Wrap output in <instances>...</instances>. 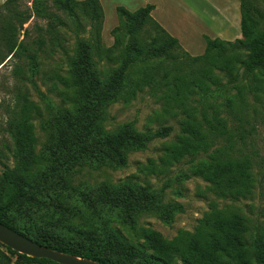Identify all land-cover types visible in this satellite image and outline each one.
Segmentation results:
<instances>
[{
    "label": "trees",
    "instance_id": "1",
    "mask_svg": "<svg viewBox=\"0 0 264 264\" xmlns=\"http://www.w3.org/2000/svg\"><path fill=\"white\" fill-rule=\"evenodd\" d=\"M19 1L8 0L1 7L7 13L0 19V47L7 51L3 61L26 59L33 80L40 70L39 55L44 53L46 43L43 39L28 42V31L24 40L19 41L20 31L32 19V15L18 12ZM263 3L264 0H240L241 40L225 42L205 37L203 56L194 58L184 52L194 64L202 62L203 67L197 73L170 77L166 71L158 81L157 73L160 75L164 64L177 61L172 51L182 47L152 18L154 6L135 12L118 7L119 25L112 32L114 45L107 48L101 38L105 14L99 0H32L36 17L54 22L46 31L52 51L64 48L70 25L52 9L67 16V21L76 28V35L91 25L95 36L76 40L74 54L69 57V77L61 78L70 93L69 107H55L41 94L49 109L47 125L56 131L57 137L56 148L49 150V155L38 152L34 120L41 117L40 108L27 94L18 95L6 125L13 144L14 167L6 169L0 187V224L44 248L98 264H264V237H250L247 219L232 206L221 209L212 203L194 233L181 231L167 240L159 232L138 225V217L146 213L157 214L170 224L174 215L182 211L180 205L162 204L164 190L157 192L148 183L128 180L121 185L106 186L103 193H86L73 184L72 178L83 162L119 164L120 159V166L126 167L129 153L144 152L154 141L171 136V127L142 133L134 123L112 131L102 124L110 105L122 99L130 104L145 87L154 84L168 87L166 98L182 102L193 85L210 89L208 81L219 82L212 74L214 69L222 71L230 82L247 76L261 84ZM33 45L38 46V52L32 50ZM119 48L122 51L117 55L115 51ZM98 61H120V66L104 72L99 70ZM205 125L188 115L181 122L177 139L164 146L160 166L151 161L145 171L163 174L191 158L193 177L207 183L208 192L216 198L230 203L251 198L256 183L252 158L228 152L234 150V136L227 131L223 119L206 118ZM225 138L228 150L217 149L212 153L213 147ZM187 178L190 177L185 176L184 180ZM77 200L91 209L101 207L108 212L125 213L127 217L119 228L108 233L72 227L70 222L60 219V212L66 202ZM113 242L123 250L130 247L129 251L114 254L110 249ZM12 257L25 264H57L18 254L0 244V264H13Z\"/></svg>",
    "mask_w": 264,
    "mask_h": 264
},
{
    "label": "rangeland",
    "instance_id": "2",
    "mask_svg": "<svg viewBox=\"0 0 264 264\" xmlns=\"http://www.w3.org/2000/svg\"><path fill=\"white\" fill-rule=\"evenodd\" d=\"M196 1L184 0L185 5L192 4L193 7L201 4ZM3 5L4 3H0V19L7 13V9L1 8ZM16 5L18 12L32 15V19L20 31L19 41L24 40V34L28 31V42L34 43L43 39L46 46L43 49L44 53L39 55L41 66L33 80H30L31 74L26 59L21 61L14 58L3 61L7 57V51L0 47V151L2 152V156H0V187L3 184L6 169L14 167L13 144L6 133V125L18 95L20 93L27 94L29 99L40 108L41 117L34 120L38 152L49 155V150L56 148L57 137L56 131L47 125L49 109L41 94L45 95L55 107H69L70 93L66 85L61 82V78L69 77V57L74 54L76 40L79 38L90 40L95 36L91 25H86L85 30L81 29V32L76 35V28L69 19L67 21V16L52 9L61 19L70 24L66 29L68 31L65 30L67 43L64 44V48L52 51L49 43L50 37L46 33L49 25L54 23L52 19L37 18L32 10V0H20ZM262 6L264 8V3ZM111 8L106 4L105 21L101 34L102 42L107 48L114 45L115 40L112 32L119 25L116 13L118 7ZM183 13L185 16V11ZM183 13L176 12L173 20L175 27L180 30L179 32L184 34L183 36H187L184 37V40L191 42L180 44L182 50L174 49L172 51V55H176L177 61L171 64L172 60H170L164 64L160 75L157 73L158 81L162 77L161 73L166 71L170 72V77H176V75L197 73L203 67L202 62L194 64L192 59L184 54L185 52L194 58L201 57L205 54L206 44L202 46V44L196 43L197 38L187 21H185L187 30L185 29L184 22L179 18ZM82 21L87 24L83 19ZM32 50L38 52L39 48L37 45H33ZM121 51L122 48H119L115 52L120 55ZM119 66L120 61L99 62V70L104 72L113 71ZM212 74L219 78L218 83L214 84L208 81L210 89L193 85L191 92L186 98H183L182 102L176 98L167 99L166 90L168 87L154 84L145 87L130 104H126L122 99L118 103L110 105L106 111V120L102 123L107 131H112L124 124L134 123L135 128L142 133L156 132L164 127H171L173 132L168 139H159L151 143L144 152L129 153L126 167L120 166V159H117L119 164L107 162L99 165L83 162L72 176L73 184L86 193L91 191L103 193L107 189L106 186L121 185L128 180L133 183H148L147 186L157 192L164 190L162 204L180 205L182 211L174 215L170 224L157 214L146 213L138 217V225L159 232L167 240L174 239L181 231L194 233L199 221L210 211L212 203H216L221 209L232 206L235 211L247 219L250 237H264V80L257 85L250 77L242 76L240 80L230 82L219 69H214ZM188 115L195 117L204 125L206 118L213 120L216 116L226 122L227 131L234 136V150L230 152L226 149L228 144L225 142V138V140L221 139L211 152L222 149L228 150L235 156L246 155L252 158L256 183L251 198L238 203H230L216 198L208 192L207 183L201 178L193 177L191 158H186L183 162L170 167L163 174H151L145 171V167L151 161L160 166L164 146L177 139L181 133V122L186 120ZM185 176L190 178L184 180ZM60 213V219L67 220L72 227L89 232L100 230L105 233L119 228L122 219L127 217L125 213L108 212L101 207L91 209L78 203V200L66 202L64 210H61ZM106 224H110V227L107 228ZM133 244H136L135 240ZM129 248L123 250L120 245L114 242L110 247L114 254L127 252ZM12 260L13 264H25L17 262L15 257H12Z\"/></svg>",
    "mask_w": 264,
    "mask_h": 264
},
{
    "label": "crops",
    "instance_id": "3",
    "mask_svg": "<svg viewBox=\"0 0 264 264\" xmlns=\"http://www.w3.org/2000/svg\"><path fill=\"white\" fill-rule=\"evenodd\" d=\"M8 0H0L6 3ZM106 15V4L115 9L123 7L130 12H135L148 5L154 6L152 18L180 44L189 43L184 40L180 30L175 27L173 18L175 13H184L179 17L185 25L189 23L192 28L196 43H205V37L212 40L219 39L225 42H235L242 39L240 0H197L200 5H185L184 0H99ZM194 4V2H193ZM209 6V7H208ZM184 7V9H183ZM163 8V9H162ZM208 9V13H207ZM182 22V23H183ZM183 30V29H182ZM187 33V31H185ZM195 43V42H194Z\"/></svg>",
    "mask_w": 264,
    "mask_h": 264
},
{
    "label": "water",
    "instance_id": "4",
    "mask_svg": "<svg viewBox=\"0 0 264 264\" xmlns=\"http://www.w3.org/2000/svg\"><path fill=\"white\" fill-rule=\"evenodd\" d=\"M0 244L12 251L33 258L46 259L57 264H98L44 248L16 231L0 224Z\"/></svg>",
    "mask_w": 264,
    "mask_h": 264
}]
</instances>
